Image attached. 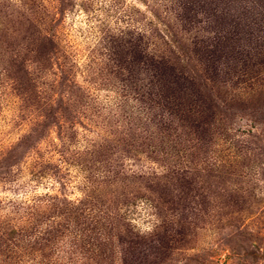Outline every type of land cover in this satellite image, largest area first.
<instances>
[{"label": "rangeland", "instance_id": "obj_1", "mask_svg": "<svg viewBox=\"0 0 264 264\" xmlns=\"http://www.w3.org/2000/svg\"><path fill=\"white\" fill-rule=\"evenodd\" d=\"M0 264H264V0H0Z\"/></svg>", "mask_w": 264, "mask_h": 264}]
</instances>
